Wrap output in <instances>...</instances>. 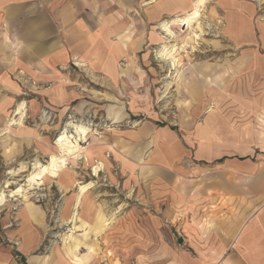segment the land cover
<instances>
[{"label": "rangeland", "instance_id": "374dc122", "mask_svg": "<svg viewBox=\"0 0 264 264\" xmlns=\"http://www.w3.org/2000/svg\"><path fill=\"white\" fill-rule=\"evenodd\" d=\"M252 1L264 20V2ZM211 2L202 9L203 15L201 11L200 28L195 25L187 30L180 25L173 26L177 37L169 44L180 46L187 41L186 48L177 53L180 74L176 78L170 77L176 71L158 55L164 41L160 23L174 17L168 16L151 28L153 46L138 48L136 57L119 60L116 74H103L96 66L87 64L86 67L74 65L68 90L58 92L67 93L65 102H56L46 83L31 82L20 92L0 129V188L10 181L6 188L7 200L0 206V264H22L20 253L26 233L36 234L40 241L31 256L54 253L66 264L69 259L64 246L70 243L68 235L72 230L74 237L84 235L87 241L100 245L93 258L101 264H172L170 260L178 249L190 256L196 255L185 240L183 228L188 219L172 217L170 213L169 200L176 187L168 186V178L155 170H160L162 164L157 155L161 151V137H156L157 133L164 135L166 130L177 135L175 139L183 152L173 151L175 170L181 166L190 168L195 163L201 164L205 171L219 167L216 160L197 159L194 146L198 139L185 136L189 135L185 129L192 130L202 123L205 111L211 109L207 86L199 83V94L207 102H203L206 108L202 116L196 117L193 97L186 87L194 83L201 63L221 61L223 56L231 66H240L239 58L247 46L236 47L220 40L221 23L211 14ZM194 32L199 35L197 39ZM128 38L129 32L125 35ZM144 38L145 32L141 33L139 28L138 41ZM181 72L182 80L179 79ZM237 73L234 76L239 82L243 76ZM244 78H250L257 89L258 75ZM19 103H25L26 115L22 124L11 125L9 121L15 118ZM111 106L122 108L123 118L113 119ZM70 120L88 125L90 132L81 145L99 156L92 155L90 162L83 152L78 158L71 156L59 179L47 177L40 185H29L32 162L48 160L49 154L56 151L54 142ZM224 125L220 124L221 130H225ZM235 128L240 130L241 126L237 123ZM261 159L264 157L257 153L252 158L255 162ZM99 162L103 168L95 176L93 166ZM77 182L93 184L86 196L83 195L79 209ZM19 188L20 192L10 196ZM183 189L188 193L193 191L190 187ZM77 210L79 218L76 223L70 222L72 212ZM103 225L105 229L96 234ZM80 252L86 249L82 247ZM31 256L27 257L28 264H35L29 262Z\"/></svg>", "mask_w": 264, "mask_h": 264}, {"label": "crops", "instance_id": "0c3cea01", "mask_svg": "<svg viewBox=\"0 0 264 264\" xmlns=\"http://www.w3.org/2000/svg\"><path fill=\"white\" fill-rule=\"evenodd\" d=\"M193 1L0 0V129L8 110L31 82L46 83L54 100L65 102L67 93L58 92L68 90L74 65L82 67L75 60L83 67L96 66L103 74H116L119 60L136 57L138 48L153 46L154 24L190 11ZM211 14L220 19V40L247 49L237 67L223 56L221 61L199 64L200 73L195 76L199 82L194 77V83L186 87L193 97L194 117L202 116L203 102H207L199 94V83L207 86L211 109L205 111L202 123L185 129L189 133L185 136L198 139L197 159L212 162L226 157L224 163L217 162L219 167L208 171L199 163L175 170V155L183 152L177 135L169 130L161 136L157 133L162 164L155 170L168 178V186L176 187L169 200L170 213L188 219L183 228L185 240L196 252L190 256L178 249L170 262L264 264V160H252L256 153L264 157V51L259 50H264V20L252 0H212ZM139 28L145 32L140 42ZM237 72L243 76L239 82L234 76ZM255 74L260 80L257 89L250 78H244ZM109 111L115 120L124 116L122 108L111 106ZM237 123L240 130L235 128ZM220 124H225V130ZM186 187L193 191L189 194ZM104 229L103 225L96 234ZM23 240L20 254L28 263L27 257L40 241L34 233H26ZM88 241L82 235L64 246L66 264H101L93 258L100 245ZM82 247L86 252H80ZM29 262L64 264L54 253L31 256Z\"/></svg>", "mask_w": 264, "mask_h": 264}, {"label": "bare ground", "instance_id": "6f19581e", "mask_svg": "<svg viewBox=\"0 0 264 264\" xmlns=\"http://www.w3.org/2000/svg\"><path fill=\"white\" fill-rule=\"evenodd\" d=\"M261 3L264 2V0H258ZM209 0H194L193 5L190 11L184 12L183 14L177 15L173 17L171 20H164L160 23V29L162 32L161 38L164 40L161 43L160 49L158 50V55L164 59L167 60L171 70L176 71L170 73V77L174 76L175 78L180 74L179 68V58H178V50L179 49H185L187 46V41H183L182 45H178V43H172L169 44L171 39H175L177 37V34L173 30L174 25H180L182 27H186V29H193L195 25L200 28V16L201 11L204 9V7L207 5ZM195 37L198 38V34L196 32ZM76 64L82 65L83 64L78 60L76 61ZM182 73V72H181ZM173 74V75H172ZM168 83V85H170ZM26 105L25 103H20L18 107L15 110V118H13L10 122V124H22L23 119L26 115ZM16 116H19V118H16ZM72 131H71V130ZM90 132V128L88 125L84 123H76L74 121H69V123L66 125V128L59 134V137L54 142V145L56 147V151H52L49 154L48 160L45 162H42L39 159H34L32 162L33 170L28 175L27 182L31 186L40 185L43 183L45 178H55L59 179L61 177L62 171L66 168L68 158L69 157H79L80 153H84V156L86 157V161H91V153L90 150H87L83 148L81 145L82 141H86V138L88 136V133ZM92 156V155H91ZM96 156H99L98 154ZM97 162V161H96ZM103 168V163L99 162L97 165L93 166V174L96 176L98 175V172ZM9 182L7 181L5 186L3 188H0V206H2L6 200H7V191L6 188L9 186ZM78 185V194L76 198V204L79 209L82 197L83 195L91 188L93 185L92 182L88 183H81L77 182ZM22 189L19 188L17 191L11 192L10 196H14L16 193L20 192ZM86 196V195H84ZM79 218V210L76 212H72L71 220L70 222H75ZM76 228V225L75 227ZM73 228V229H74ZM73 230L70 232L69 239L74 238Z\"/></svg>", "mask_w": 264, "mask_h": 264}, {"label": "trees", "instance_id": "16d2710c", "mask_svg": "<svg viewBox=\"0 0 264 264\" xmlns=\"http://www.w3.org/2000/svg\"><path fill=\"white\" fill-rule=\"evenodd\" d=\"M225 158H226V157H222V158H220V159H218V160H216V161H217L218 163H221V162L224 161ZM20 256H21V258H20L21 263H22V264H28V263H27V260H26V257H25L24 255H21V254H20Z\"/></svg>", "mask_w": 264, "mask_h": 264}]
</instances>
